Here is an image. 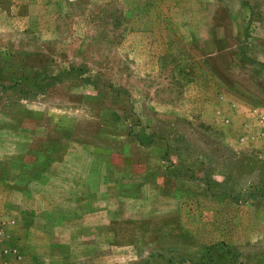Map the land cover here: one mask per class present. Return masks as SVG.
I'll use <instances>...</instances> for the list:
<instances>
[{"label": "rangeland", "instance_id": "1", "mask_svg": "<svg viewBox=\"0 0 264 264\" xmlns=\"http://www.w3.org/2000/svg\"><path fill=\"white\" fill-rule=\"evenodd\" d=\"M263 109L264 0H0V264H264Z\"/></svg>", "mask_w": 264, "mask_h": 264}, {"label": "crops", "instance_id": "2", "mask_svg": "<svg viewBox=\"0 0 264 264\" xmlns=\"http://www.w3.org/2000/svg\"><path fill=\"white\" fill-rule=\"evenodd\" d=\"M261 116L251 115L243 128L242 144L245 154L250 157L264 160V109ZM233 143H237L236 140Z\"/></svg>", "mask_w": 264, "mask_h": 264}]
</instances>
